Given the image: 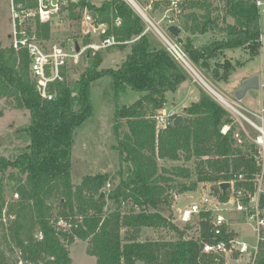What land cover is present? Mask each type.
Listing matches in <instances>:
<instances>
[{"label": "trees", "instance_id": "1", "mask_svg": "<svg viewBox=\"0 0 264 264\" xmlns=\"http://www.w3.org/2000/svg\"><path fill=\"white\" fill-rule=\"evenodd\" d=\"M211 1H189L187 8L201 12L187 13L183 28L192 34L218 28L223 34L201 45L187 38L182 47L188 57L206 69L210 59L225 49L242 48L256 54L262 34L256 0H217L222 3L223 26L210 13ZM84 8L95 24L107 25L102 36H113L122 44L130 41V51L117 67L99 68L96 58L89 59L73 82L54 83L56 94L51 100L37 93L26 50L0 47V97L10 98L13 108L30 114L27 125L18 131L25 144L12 157L0 155V190L6 171L16 170L10 177L17 198L10 204L14 218L8 240L20 252V264H70L68 245L76 238L88 241L86 250L95 257V264H225L224 256L202 248L204 243L234 238L235 231L224 228L215 234L210 211L201 210L198 235L187 238L171 220L169 198L172 193L194 191L201 182L216 183L213 192L220 200L230 193V186L225 191L220 188L224 181L233 180L236 188L252 191L251 180L260 171L258 147L244 135L236 142V126L228 111L204 92L183 108L185 115L177 126L173 121L165 127L157 125L155 113L148 114L147 107L162 108L166 93L187 81L186 71L163 45L149 39L142 18L126 0L68 2L66 12L79 19ZM35 32L49 38L50 24L36 21ZM230 66L229 60L215 78H226ZM105 76L111 78L115 90L113 131L119 182L101 197L109 174L85 175L75 185L69 146L77 127L90 114V86ZM127 90L141 96L127 105L120 98ZM224 125L230 126L226 133L221 132ZM159 160L195 163L167 167L159 165ZM239 172L244 174L242 181L236 180ZM60 221L68 227L59 226ZM145 227H167L177 237L142 240ZM0 264H18V260L9 262L0 252ZM254 264H264V239Z\"/></svg>", "mask_w": 264, "mask_h": 264}, {"label": "rangeland", "instance_id": "2", "mask_svg": "<svg viewBox=\"0 0 264 264\" xmlns=\"http://www.w3.org/2000/svg\"><path fill=\"white\" fill-rule=\"evenodd\" d=\"M90 1L94 4H99L101 2V0ZM135 1L143 9L145 15L152 22L157 23L158 27L165 32L168 31L167 27L171 24L177 25L185 30L183 28L186 20L185 15L193 10L198 13L201 12L200 10L190 9L185 6L191 0H180V4L173 9L169 8L165 0ZM261 1L263 2L260 6L262 34L259 39H261V45L256 54H251L249 50L242 48L225 49L224 53L226 57H230L231 60L224 58L225 56L223 54H218L216 57L210 59L206 69L197 65L189 58L191 65L193 64V68L195 67L197 69L194 68L196 72L209 83L213 89L220 93L227 101L234 102L236 108L243 115L257 123L261 122L255 114H260L261 109H264V0ZM127 3L142 18L145 29H148L146 34L149 39L154 40L158 45H164V42L157 33L161 31L150 26L139 11L135 9L130 2L127 1ZM210 3L211 15L218 17V25L223 26L225 23L222 18V3L217 0H212ZM226 19L230 21V18ZM106 27V24H95L92 18L91 20H86L84 10H82L79 19H72L68 16V12H64L60 18L56 17L50 24L49 38L45 39L40 37V39L47 47L55 43H66L67 39L76 41L80 46H84L89 42L100 43L101 40L105 38V36L101 35V31H104ZM10 30L11 17L9 0H0V47H9L10 39L8 33ZM222 34L223 33H221L218 28H215L208 30L206 33L197 32L195 35H192L190 31H185L183 34L179 32L177 36L180 38L181 42L178 41L177 36L172 35V37L174 42H176V44L182 48L183 52L187 54L182 47L187 38L192 37L193 39L191 38V40L194 45H201L215 38H220ZM125 42L127 43L125 44ZM125 42L124 44L118 42L115 45L100 48L97 50V56H93L92 59H97L99 68L117 67L130 51V41ZM229 60L231 66L227 77L223 79L215 78L220 74V71L222 72L223 68L221 66L226 64ZM85 61L86 55L83 53L81 55L80 64L67 72V82L71 83L78 78L79 74L84 70ZM182 68L187 73V81L176 91H169L166 93L165 103L162 108L151 110L150 106H148L146 109L148 114L155 113L156 115L159 111L164 110L168 115L170 114V118L177 115L184 116L185 113L183 108L185 105L188 106L192 100L198 98L201 92L208 95L204 89L203 83L184 67ZM216 71H218V73ZM254 75L259 79V89L249 90L241 100H236L234 98L235 91L240 87L244 79ZM114 95L115 90L113 82L109 76L100 78L90 86V114L84 122L77 127L74 135V142L69 146L72 182L76 185L85 175L106 172L109 174V179L102 188L103 194L119 182V177L116 174V170L119 168V159L118 152L114 147L116 139L113 131L114 104L112 101ZM140 96V93L127 90L120 98L123 103L128 105ZM0 110L3 112L0 116V155L12 157L17 152L16 148L25 144V141L19 138L18 131L21 127L27 125L30 120V114L26 109L13 108L11 99L4 97H0ZM228 113L232 118L233 124L236 126L233 132V138L236 142L240 143V139H242L243 135L248 141L252 142L251 139L259 134L258 131L244 118L231 114L230 112ZM241 124L246 132L242 129ZM194 163V160L188 163L183 161L173 162L169 160H159V165L167 167H171L173 164H184L191 167ZM14 175H16V170L6 171L2 181V189L0 190V252H3L5 258L9 262L18 260V264H20V252L16 247H12L8 240V227L14 218L10 209V204L17 198V194L13 190L12 178H10L14 177ZM215 187L216 183L201 182L194 191L171 194L169 198L172 215L171 220L179 229L185 232V237H197L199 218L197 213H191L189 217L187 216L185 218L186 220H183L182 216L184 211L188 209L192 203L197 202L200 204V197L209 191H215ZM223 212L228 225H230L229 227L235 231L238 240L245 241L249 245L251 251L256 244V234L247 219H245L242 214L232 209H227ZM163 213L168 215L169 211H163ZM58 225L61 227H68L64 221H60ZM176 237L177 234L167 227H145L142 228L140 233V239L142 240L175 239ZM87 245L88 241L80 238H76L74 242L68 245L71 258L70 264H95V257L87 253ZM224 258L225 264H248L250 261L248 253L238 254L234 251L225 253Z\"/></svg>", "mask_w": 264, "mask_h": 264}, {"label": "built area", "instance_id": "3", "mask_svg": "<svg viewBox=\"0 0 264 264\" xmlns=\"http://www.w3.org/2000/svg\"><path fill=\"white\" fill-rule=\"evenodd\" d=\"M78 1L79 0H9L11 17V30L8 33L10 39L9 47L16 51L22 49L26 50L29 57L28 68L30 77L35 82L37 93L45 100L54 98L56 94L54 83L66 80L67 72L80 64L81 55L83 53H85L86 58L87 55L94 56L96 51L100 48L112 46L119 42L115 40L113 36H109L102 39L100 43H87L84 46H80L76 41L71 39H67L66 43H55L48 47L45 46L35 32L36 21L40 23L48 22L51 24L56 17L60 18V16L67 11L66 9L61 11L63 5L66 7L68 2ZM167 1L170 9L176 8L180 3V0ZM256 4L260 6L262 2L257 0ZM83 10L85 19L91 20V12L86 8ZM145 20L147 21V19ZM116 22L119 23V20L117 19ZM147 22L156 30L161 31L157 33L164 42L163 46L165 49L179 65L184 67L203 83L204 89L212 99L218 102L231 114L244 118L259 133L256 137L251 139L252 143L256 144L258 147L260 153V158L257 162L260 171L256 173L251 180L253 185L252 191L245 187L236 188L233 185V180H231L229 182L230 193L225 200H220L217 194L213 191H209L200 197V204L197 202L192 203L189 208L184 211L182 216V219L186 220L185 218L187 216L189 217L191 213L209 210V219L213 232L215 234H221L224 228H226L227 231L232 230L229 227L230 225H228L223 212L224 210L232 209L242 214L256 234V244L251 251L249 245L245 241L238 240L236 236L228 241L220 240L214 243H204L202 250L222 256L230 251H234L238 254L248 253L250 256L248 264H254L259 242L264 239V204L262 203V199L264 198V109H261L260 114H255L261 122L257 123L243 115L236 108L234 102L230 101L231 106L227 105L222 99V95L213 89L209 83L191 68L187 62V60L190 62L188 55L183 52L182 48L179 47L176 42H174L172 34L169 31L165 32L160 29L157 23ZM145 30L148 29L146 28ZM101 32H103V30ZM76 43L79 45L78 50H76ZM233 107H235L236 110H234ZM155 120L157 125L165 127L172 123L173 118H170V114L168 115L163 110L155 115ZM241 127L245 131L242 124ZM228 129L229 126L224 125L221 132L226 133ZM244 179L243 173L239 172L236 175V180L242 181Z\"/></svg>", "mask_w": 264, "mask_h": 264}, {"label": "water", "instance_id": "4", "mask_svg": "<svg viewBox=\"0 0 264 264\" xmlns=\"http://www.w3.org/2000/svg\"><path fill=\"white\" fill-rule=\"evenodd\" d=\"M66 9L65 5L62 6L61 11H64ZM167 30L173 35V36H177L178 33L180 32V28L177 25L171 24L168 25ZM79 45L76 43V50H78ZM185 82H183L184 84ZM260 84H259V79L256 75L248 77L246 79L243 80V82L241 83L240 87L235 91L234 93V98L236 100H241L244 95L246 94L247 91L249 90H256L259 89ZM183 116L182 115H177L174 119H173V125L177 126L180 121L182 120ZM229 186V182L224 181L220 183V188L225 191L226 188ZM101 197L104 196L103 192L100 194Z\"/></svg>", "mask_w": 264, "mask_h": 264}, {"label": "bare ground", "instance_id": "5", "mask_svg": "<svg viewBox=\"0 0 264 264\" xmlns=\"http://www.w3.org/2000/svg\"><path fill=\"white\" fill-rule=\"evenodd\" d=\"M134 7H135V9H137L140 13H141V15H143V17L145 18V19H147V21H149L150 23L152 22L146 15H145V13H144V11H143V9L136 3V1L135 0H128ZM155 25V24H154ZM187 62H188V64L191 66V68H193V66L191 65V62H189L188 60H187ZM193 70L194 71H196L194 68H193ZM212 89V88H211ZM222 97V99L227 103V105H229V106H231L230 104H231V102L230 101H227L223 96H221ZM234 108V110H236L235 109V107H233Z\"/></svg>", "mask_w": 264, "mask_h": 264}, {"label": "crops", "instance_id": "6", "mask_svg": "<svg viewBox=\"0 0 264 264\" xmlns=\"http://www.w3.org/2000/svg\"><path fill=\"white\" fill-rule=\"evenodd\" d=\"M260 1H261V0H260ZM261 2H262V1H261ZM262 4H263V2H262ZM262 4H261V5H262ZM261 5H260V6H261ZM260 6H259V8H260ZM179 28H180V33H181V34L185 33L186 30L181 29V27H179ZM192 35H195V33L192 34ZM182 36H183V35H182ZM191 38H192V37H191ZM192 39H193V38H192ZM260 40H261V39H260ZM89 43H90V42H89ZM125 43H127V42H125ZM223 55L225 56L224 58H227V57H226V54H225L224 52H223ZM94 56H97V51H96V54H95ZM91 58H93V56H89V55H87L86 61L84 62V65H85V66L88 65V60L91 59ZM227 59H230V57L227 58ZM230 60H231V59H230ZM191 91H192V90H191ZM195 100H197V98H196ZM195 100H192V101H195ZM192 101H191V102H192ZM186 106H187V105H185L184 107H186ZM262 109H263V108H262Z\"/></svg>", "mask_w": 264, "mask_h": 264}]
</instances>
